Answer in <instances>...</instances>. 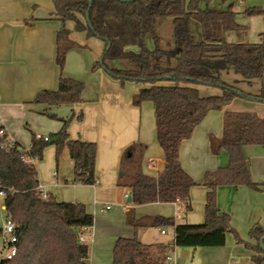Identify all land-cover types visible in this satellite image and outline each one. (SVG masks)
I'll return each mask as SVG.
<instances>
[{"label": "trees", "instance_id": "obj_1", "mask_svg": "<svg viewBox=\"0 0 264 264\" xmlns=\"http://www.w3.org/2000/svg\"><path fill=\"white\" fill-rule=\"evenodd\" d=\"M51 1L54 15L62 23L55 34L57 87L38 91L32 102L49 107L82 101L84 83L64 76L63 69L67 51L85 45L70 38L66 22L73 23V30L83 33L86 39L101 40L102 61H96L92 68H102L121 84L125 81L148 84L133 95L132 103L152 104L155 137L164 160L156 176L143 173L142 157L147 145L133 143L121 157L118 185L130 190L132 205L180 202L184 211L189 210V191L196 182L179 162V147L207 112L221 110L237 97L264 102V33L255 43L224 40L223 33L243 31L246 27L236 21L232 4L227 8L209 7L210 0ZM259 12L256 8L243 11L246 15ZM165 20L171 23L166 39L159 35L158 29ZM229 69L245 79L248 86L259 80V90L246 91L224 81L222 73ZM196 84L219 87L221 93L202 95ZM81 117V113L77 115V119ZM60 121L52 142L31 133L28 149L16 141L8 143L0 136V188L6 192L2 205L5 216L15 224L17 236L15 255L2 259L0 264H89L87 241L80 240V234L86 236L90 231L93 215L82 202L59 201L49 192L42 198L36 189L35 162L42 158L48 144H54L56 157L67 149L73 166L71 183L96 182V144L70 139L69 119ZM245 145L264 146V116L224 111L221 136L210 135L209 146L213 154L223 149L228 163L204 175L202 184L208 190L203 222L177 223L173 217L162 215L135 218L131 210L127 221L134 228L172 227L173 244L178 247L223 246L227 232H233L240 241L230 217L217 207L216 188L246 185L264 190V183L251 178L250 162L243 152ZM250 235L255 239L254 244H246L252 253L251 263L264 264V249L259 244L264 228L255 224ZM167 246L120 236L113 244L112 264H166Z\"/></svg>", "mask_w": 264, "mask_h": 264}, {"label": "crops", "instance_id": "obj_2", "mask_svg": "<svg viewBox=\"0 0 264 264\" xmlns=\"http://www.w3.org/2000/svg\"><path fill=\"white\" fill-rule=\"evenodd\" d=\"M61 24L54 15L51 0H0V124L11 141L18 143L23 141L22 143L26 145L25 149L30 145V138L26 141V133L22 127L26 119L44 126H52L56 130L61 126L60 119H69L67 133L70 139L96 144L94 164L96 182L93 185L73 183L68 185L64 176L58 180L59 164L55 151L56 164L52 172V182H48L42 174L44 163L41 161L42 158L35 162L38 182L43 185L45 191L52 193L50 189L54 187L55 196L59 201H81L86 210L93 215V226L86 236L84 235V239L90 242L88 263L112 264L115 239L120 236H134L144 244H167L165 256L170 257L169 264H219L222 259V246L195 248L175 246L169 243L174 236L172 227L147 225L134 228L127 221V213L131 210L135 218H149L155 215L173 217L177 223L203 222V208L208 190L202 184L204 175L228 163V156L223 149L218 154L210 151L209 136H221L224 111L251 112L264 116V102L234 98L221 110L207 112L194 128L189 139L181 143L179 162L196 182L189 191V210L184 211L180 202L156 201L132 205L127 201L130 190L118 185V178L122 175L121 155L129 145L142 142L147 145L142 157L143 173L156 176L164 162L162 150L155 137L152 104L132 103L133 95L143 86L129 85V82L121 84L101 69L91 72V65L101 56L104 43L101 40L96 41L97 43L94 42L91 48H88L84 34L75 32L71 22L65 24L71 30L70 38L79 45L82 42L85 47H73L67 51L63 75L77 80L82 79L83 83L85 81L81 93L82 101L61 107H47L32 102L38 91L54 90L57 87L55 34ZM195 29H198L196 25ZM245 30L236 33L241 36L240 34ZM230 32L235 31L223 33L222 38L228 42H243L230 39ZM159 35L164 39L168 37L162 36L160 31ZM78 51L86 53V56ZM74 59L77 61L73 62ZM84 61L85 64L87 62L86 70H82L81 66ZM80 71L83 73L81 77ZM220 93L221 91L205 96ZM241 103L244 106H241ZM52 110L60 115L55 122L42 116ZM80 113L82 117L77 119ZM48 115L51 117L52 114ZM148 115H152V122L148 120L150 123L145 126L144 118L148 119ZM245 148L246 146L243 147V152L246 155ZM48 161L53 164V153L51 155L49 153ZM69 162L72 164L71 159ZM261 166L264 170V165ZM254 171L250 169L251 174L258 179ZM67 179H71V176ZM4 217L5 213L0 201V227ZM230 223L232 224V220ZM0 239L2 249H5L1 235ZM2 259L0 256V261ZM229 263H238V260Z\"/></svg>", "mask_w": 264, "mask_h": 264}, {"label": "rangeland", "instance_id": "obj_3", "mask_svg": "<svg viewBox=\"0 0 264 264\" xmlns=\"http://www.w3.org/2000/svg\"><path fill=\"white\" fill-rule=\"evenodd\" d=\"M230 4H232V10L237 13L235 17L236 21L239 24L244 25L246 27V30L240 34L241 36L237 35L236 32H230L229 38L234 41L242 40L243 42H250V43L258 42L260 40V35L264 33V0H210L208 5L216 6L219 8H227ZM201 6L204 7L205 5L202 4ZM246 8H256L260 12L258 14L246 15L245 13H243V11ZM158 29L162 34V36H168L171 32L170 20H165L159 26ZM81 37L84 38L83 36ZM87 41H88L87 47L91 48L94 42L100 40L91 37L87 39ZM80 44L83 45L82 42H80ZM78 53L82 55L83 52L78 51ZM84 55L86 56V53ZM99 58L93 61L91 65V72L97 69H101L102 71H104L102 68H92L93 64H95V62L98 61ZM76 61H77L76 59L73 60V62ZM81 66H82V70L83 69L86 70L87 62L85 64L84 61L83 65ZM80 74L81 77L83 74L82 71H80ZM221 77L227 83L234 85L240 89L246 91H252V92L259 90V83H260L259 80H253L252 84L248 86L247 83L245 82V79L239 76L232 69H229L228 71L222 73ZM79 80L82 81V79ZM117 81L120 83L119 80ZM125 82H129V85H133V86H143V87L148 86V84H142L134 81H125ZM160 83H166V81ZM194 86L199 89L202 95L217 93L221 91L219 87H214V86L201 85V84H196ZM241 106L244 105H242L241 103ZM48 114H52L54 115V117L52 116L50 117ZM42 116H44L46 119H48L51 122H55L56 119L60 117V115L55 110H52L49 113H45ZM148 117H149L148 119L144 118L145 126L148 124L149 121L152 122V115L151 116L148 115ZM153 124H154V119H153ZM22 127L26 133V137H27L26 141L29 140L31 133H34V134H39V136L46 135L50 138V142H52L54 139L53 134L57 131L56 129H53L52 126L49 125L44 126L39 122H34V121L30 122L27 119L23 121ZM22 142H19V144H21L23 148H26V145H24ZM245 146H246L245 149H247L246 155L248 156L250 161V169L252 168L253 170H255L254 172L258 178L256 179V177H254L253 174H251L252 180L259 183L264 182V170H262V166H261L264 165V146H254V145H245ZM54 149H55L54 144H48L44 148L42 154L41 161H44V163L42 164V170H43L42 174L44 175V177L47 178L48 182L53 181L52 172L55 170L54 165L56 164V160L54 157V151H55ZM49 153L50 155L53 153V164L49 163L48 161ZM57 159L59 164L57 179L61 180V178L64 176L63 178L67 180L66 183L68 185L71 184L70 181L71 179L68 180L67 178H69L70 176L72 178L73 166L69 162L70 159L67 149L64 148L60 153V155L57 157ZM218 187L216 188L217 207L220 210V212H224L230 217V219L232 220L231 226L233 227L238 239H240V241H237L235 234L233 232L226 233L225 244L221 247L222 259H220L219 264H252L251 250L246 244L255 243V239L250 235V231L255 224H259L260 226L264 227V190L253 189L246 185H238L237 187H234L232 185H221ZM50 191L52 192V194L55 195L56 191L54 187H51ZM76 201H71V202H76ZM87 245L89 251L90 250L89 240H87ZM4 254H5V249H2V245H0V256L3 259H4ZM235 260H238V263H229Z\"/></svg>", "mask_w": 264, "mask_h": 264}, {"label": "built area", "instance_id": "obj_4", "mask_svg": "<svg viewBox=\"0 0 264 264\" xmlns=\"http://www.w3.org/2000/svg\"><path fill=\"white\" fill-rule=\"evenodd\" d=\"M0 136H3L8 143H11V140L8 138L3 127L0 128ZM42 138L43 140H49L48 136H42ZM36 189L39 191L42 198H46L48 192L43 189V185L41 183L38 182ZM5 197H6V192L0 188V201L2 204ZM106 208H109V206H106ZM161 232H163L162 228H161ZM0 235L3 239V243L5 246V259H10L15 255L17 251L15 244L17 241V236L15 234V224L10 218L6 216L4 217L2 226L0 227ZM83 239L84 236L80 234V240ZM164 259L166 264H169L170 257L165 256Z\"/></svg>", "mask_w": 264, "mask_h": 264}, {"label": "water", "instance_id": "obj_5", "mask_svg": "<svg viewBox=\"0 0 264 264\" xmlns=\"http://www.w3.org/2000/svg\"><path fill=\"white\" fill-rule=\"evenodd\" d=\"M98 61H99V62L102 61V56H100V58H99ZM130 200H131V192L129 191V193L127 194V201H130ZM169 243H170V244H173L174 241L171 240ZM259 244H260V246L262 247V249H264V236H262V237L260 238V240H259Z\"/></svg>", "mask_w": 264, "mask_h": 264}]
</instances>
